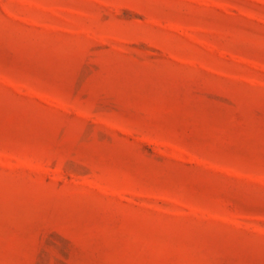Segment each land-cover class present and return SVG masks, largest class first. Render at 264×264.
Segmentation results:
<instances>
[{"label": "rangeland", "instance_id": "1", "mask_svg": "<svg viewBox=\"0 0 264 264\" xmlns=\"http://www.w3.org/2000/svg\"><path fill=\"white\" fill-rule=\"evenodd\" d=\"M0 264H264V0H0Z\"/></svg>", "mask_w": 264, "mask_h": 264}]
</instances>
